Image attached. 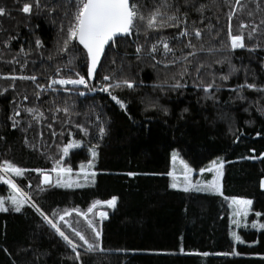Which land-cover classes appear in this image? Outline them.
<instances>
[{"label": "trees", "instance_id": "1", "mask_svg": "<svg viewBox=\"0 0 264 264\" xmlns=\"http://www.w3.org/2000/svg\"><path fill=\"white\" fill-rule=\"evenodd\" d=\"M32 2L0 0V6L9 9L0 16V73L37 76L35 82L17 78L15 88L10 87L13 84L10 77L0 78V176L4 177L3 168L7 167L4 161L25 170L23 176L7 173L49 216L54 211L59 216L65 210L76 209L67 219L89 239L93 233L79 213H87L97 200L112 196L118 199L115 208L97 205L92 213H87L102 230V250L85 253L79 247L80 261L69 259L74 255L71 248L36 213L31 202L24 204L20 212L7 203L9 210L0 211V264H264V228L252 227L253 221L264 223V187L261 186L264 111L260 110L264 107V91L246 87L242 93L236 90L246 80L264 85V25H260L264 19V0H258L260 11L248 0V8L235 13L231 22L234 34H239L237 29L242 21H253L245 28L246 47L235 50L221 49L219 44V40L227 39L230 5L226 0H192L196 7L201 3L208 5L203 21L185 0H174L182 11L189 13V25L192 21L201 28L212 24L215 27L211 35L220 32L215 45L218 50L198 54L200 61L211 65L202 73L204 82H211L208 73L214 72L216 84L220 85L219 90L210 89L211 95L207 97L203 89L192 83L194 68L184 88L154 86L177 68L165 69L162 65L154 68L152 58L147 55L137 59V44H144L147 51L159 39L155 34L146 39L143 30L138 37L133 33L118 38L110 48L106 45L102 64L95 78L90 79L97 87L96 92L84 86H70L68 92L59 85L37 88V84L47 85L49 78L56 75V67L67 62L68 55L56 54L63 9L58 8L55 14L35 8L31 13H23V4ZM64 2L47 0L49 7ZM139 2L148 7L153 4V0ZM248 11H254L251 18ZM257 25H260L257 33L248 37L247 32ZM160 35L175 36L176 29H163ZM209 35L205 31L203 42H208ZM10 37V43L5 45L3 42ZM37 37L44 42L43 47L37 48ZM189 39L197 46L201 43L195 37L182 38L184 43ZM184 43L177 39L172 41V46L180 49ZM21 47L27 56L20 51ZM13 57L20 63H12ZM161 58L162 51L157 60ZM25 60L27 63L21 69L20 64ZM217 60L223 63H216ZM121 65L119 76L136 81L132 89L114 91L126 102V109L99 90L103 77ZM232 65L237 71L228 81L221 80V75L228 74ZM75 71L85 75L87 68L75 67ZM61 75L73 73L62 71ZM24 96L28 99H23ZM150 102L157 106L149 107ZM20 105L36 107L44 116L30 126V114L21 108L16 117L19 123L13 127L10 117ZM65 105L70 108V114L55 111L57 106L62 109ZM64 121L68 122L62 126ZM101 123L106 129L103 135L98 130ZM77 124L86 127L88 133L78 129ZM53 130L56 136L52 135ZM74 140L82 143L65 155L63 146ZM92 146H96L97 156L88 169V178L76 171L82 186L57 185L55 180L59 176L51 171L54 161L63 157L62 166L71 168L74 175V170L93 159ZM174 150L195 170L220 159L223 162L220 193L172 188L168 173ZM130 172L134 175H128ZM45 173L54 174L51 182L42 184L41 176ZM0 193H9L3 183ZM233 197L252 201L247 216L239 224L229 215L228 201ZM99 211L107 212L105 219L99 217ZM61 225L66 234L82 245L71 228L63 222ZM232 232L238 233L241 240H235Z\"/></svg>", "mask_w": 264, "mask_h": 264}, {"label": "snow or ice", "instance_id": "2", "mask_svg": "<svg viewBox=\"0 0 264 264\" xmlns=\"http://www.w3.org/2000/svg\"><path fill=\"white\" fill-rule=\"evenodd\" d=\"M256 4V11L261 10V5L258 0H252ZM226 3L230 5V10L228 12V32L226 40H219L221 49L235 50L239 48H245V28L248 27L253 21L250 19L247 23L241 22L237 31L239 34H234L232 19L237 11L243 12L248 8V0H226ZM185 4L191 6L194 11L200 14V19L203 21L205 19L204 12L208 5L201 3L199 7H196L192 0H185ZM37 11L47 10L49 13L55 14L58 8L63 9V17L61 19L60 27L58 29V39L56 41V54L67 53L68 60L66 63H63L56 67V75L49 78L47 85L37 84L36 87L43 89L53 88L55 85L63 86V90L68 92L71 90L70 86H84L88 91L96 92L97 87L90 83V79L95 78V74L98 71V68L102 64V57L106 55V45L111 47V44L116 42L118 38H126L128 35L135 33L137 37L139 36L141 30L145 35V38H151L152 34L159 36L151 47L145 51L144 44H137L136 46V56L137 59H141L143 56L147 55L153 60V67L157 65H162L165 69L170 66H176L177 70L172 72L171 76L164 80H159L154 86L164 89L165 87L171 89H179L186 87V81L189 76H193L191 71L195 69V74L193 76L192 83L196 88L203 89L205 96L211 95L209 92L210 89L216 88L219 90L220 85L216 84L215 73L211 72L208 75L211 76V82L205 83L202 73L205 72L206 68H210L211 65H206L203 61L199 60V53H214L218 49L215 47L218 38L220 37V32H216L215 35H211L214 31V25L208 24L204 28L197 27V22L192 21L191 25L188 23V12L181 10V7H178L174 0H153L151 7L147 5H142L139 0H65L61 4H52L49 7L47 0H33L32 3H24L21 11L23 13H31L33 9ZM9 9L4 6H0V16L6 15ZM247 15L251 18L254 15V11H248ZM260 25H264V19H261ZM260 25L252 27L251 31L247 32L248 37L254 36ZM166 28L176 29L175 36H163L160 35V32ZM207 31L209 35V40L207 43L203 42V35ZM222 31V30H221ZM183 37H195L198 41H201L199 46L193 43L189 39L186 43L182 40ZM11 37L8 40H5L3 43L8 45L11 41ZM179 39L181 43H184V47L176 49L172 46V41ZM43 41L37 37L35 39V44L37 48L43 47ZM83 46L82 48L80 46ZM27 56V53L24 52L23 47L20 50ZM163 53V58L157 60V55ZM177 51L180 52V55H177ZM43 55V53H41ZM171 59H168V57ZM53 58L52 54L49 55L48 59ZM12 63L19 64V60L13 57ZM27 60L24 64H20V68L23 69ZM216 63H223L222 60H217ZM230 63V61H229ZM75 67H86L87 72L85 75H81L79 71H75ZM62 71H67L68 73H73V75L63 76L61 75ZM122 71V65L118 66L111 73L106 74L103 77L102 86L99 88L100 91L107 93L113 101H115L121 108L126 109V102L121 99L119 96L114 94L116 89H132L135 87L136 81L134 79H129L127 77H120L119 73ZM237 69L234 65L230 67L228 74L221 75V80L228 81L230 76L236 72ZM11 78L13 84L10 87L15 88V80L17 78L23 80H31L35 82L37 76L32 74L26 76L23 74L15 73H0V78ZM248 89H257L259 91H264V85H258L256 83H248L247 80L244 84L237 85L236 90L239 93L243 92L244 88ZM7 89H5L6 91ZM37 96L40 95L39 92L35 93ZM84 93H81L83 95ZM214 98V97H213ZM243 99V95L240 96ZM15 99V97H14ZM23 99H28L27 96H24ZM156 103H149V107H156ZM23 109L26 113H29L28 123L31 126L33 122L38 123L41 118L44 116V113L36 107H27L24 105L18 106L14 109V114L10 119L13 120V127H17L19 121L16 120V117L19 116L20 109ZM165 112L166 108L163 109ZM261 111H264V107L260 108ZM55 111H63L66 114H70V108L65 105L62 109L59 106L56 107ZM185 112L188 109H184ZM52 119H56L55 116ZM100 117H97L99 120ZM68 121L62 122L67 123ZM76 127L83 131L85 134L88 133V129L83 125L77 124ZM49 128H52V125H49ZM98 130L101 135L106 131L103 123L98 125ZM27 131V129H25ZM53 136H56L55 130L52 132ZM27 142V141H26ZM82 142L81 141H70L69 143L63 146V152L65 155L68 154L69 149L78 147ZM91 156L93 159L87 161V164H82L80 167V172L84 174L85 179L88 178V169L92 168L94 160L97 156L96 146H92ZM177 159V153L173 151V160ZM63 157L59 160L54 161V167L51 169L52 172H56L59 176L61 173H71V168H65L62 166ZM180 163L183 165V176L184 180L182 183L176 181V175L174 171L168 173L169 176L173 177V182L171 183L172 188L183 187L185 191L196 190L203 192H216L219 191L218 178L223 173L221 171L223 162L219 165L213 161V168L211 170L217 173V176L208 182H193L191 179L192 168L183 161L180 160ZM4 164L7 167L4 169L5 172H15L17 176H23L25 170L17 167L9 161H4ZM37 172H44L43 169H36ZM201 172L204 169L200 170ZM128 175H134V173H128ZM91 176L95 177V172L91 173ZM3 177H0L2 179ZM50 182V177L47 173L44 174L42 184ZM7 183L10 184L13 190H18V185L11 178L7 180ZM56 184L65 188H72L79 185L78 180L72 179H57ZM262 187H264V182H262ZM44 191L43 188L40 189ZM117 197L112 196L108 200H97L90 206L87 210V213H92L93 209L97 205H108L112 208L116 207ZM7 201H10L11 206L14 211L20 212L21 207L24 204L31 202V206L35 209L36 213L39 214L43 221L46 222L55 233L61 237L68 247L71 248L74 253L73 256H70L69 259L74 261L81 260V252L77 249L83 247L85 253H95L99 250H102V230L97 226L96 222L93 219H89L87 213L81 211L80 216L84 217L87 220V223L93 233L91 239L85 236L81 231H78L76 227H73L69 222L67 217L70 216L71 212L77 211L76 209L65 210L59 216L56 215V212H53L52 216H49L39 204L35 201H32L31 198L26 194L22 193L21 196L11 195L7 199L0 198V211H8L6 207ZM233 205L236 206L235 215L247 216L248 208L252 204L250 199L244 198H232ZM99 217L103 219L107 216V212L99 211ZM259 215V213H257ZM61 222L63 225H67L71 228V232L75 237H78L82 241V245H78L77 241L66 234L65 230H62ZM239 224V220L235 221ZM264 228V223H258L257 221L252 222V227ZM232 236L235 240H241V237L236 232H232ZM180 251H184L183 248ZM238 253H229V255H234ZM204 255H209L204 253Z\"/></svg>", "mask_w": 264, "mask_h": 264}, {"label": "rangeland", "instance_id": "3", "mask_svg": "<svg viewBox=\"0 0 264 264\" xmlns=\"http://www.w3.org/2000/svg\"><path fill=\"white\" fill-rule=\"evenodd\" d=\"M174 151L177 153L176 150H174ZM180 160H183V159L179 156L178 153H177V159L175 161L173 160V151H172V153H171V167H170L169 172L170 171H174L175 172L176 181L178 183H182L183 180H184V176H183V170L184 169H183V165L180 163ZM213 161H215L217 165H219L221 163L220 159H213L210 162H208L204 167H202V168H200L198 170H195L191 166H189V167L192 168L191 179L193 180V182H196V181L208 182V181H212L217 176V173L215 171L211 170L213 168ZM201 169H204V171L201 172L200 171ZM79 170H80V167H78L76 170H74V175H71L72 171H71V173H61V174H59V179H68L69 177H71L72 179H76L77 180L79 173L76 172V171H79ZM221 171H222V168H221ZM3 174H4V177L2 179H0V183L5 184V186L7 188V192H9V193H7L6 195L0 193V198L7 199L11 195L21 196L22 193H25L24 191L20 190L19 188H18V190H13L12 186L7 183V180L9 178H11V177H10V175L7 172L4 171V168H3ZM53 174L49 175L50 182L52 181L51 178L53 177ZM80 174L83 176V173H80ZM43 176H41V180H43ZM0 177H2V176H0ZM169 180H170V184H171L173 182V177L169 176ZM218 183H219V191L209 192V193H220L221 188H222V175L219 176ZM176 189L184 190L183 187L176 188ZM7 203H10V201H7ZM7 203H6V205H7ZM228 204H229L228 205L229 206V215H230L231 219L234 220V223L237 224L235 221H237V220L240 221V219L245 217V216H243V215H239V216L235 215L236 206L233 205L232 199H229ZM248 212H249V208H248ZM248 212H247V214H248ZM105 218L106 217H104L103 219H105Z\"/></svg>", "mask_w": 264, "mask_h": 264}]
</instances>
